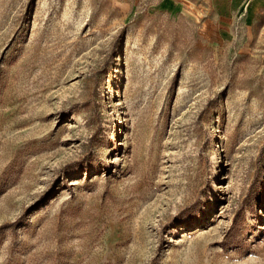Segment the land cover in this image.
Returning a JSON list of instances; mask_svg holds the SVG:
<instances>
[{
    "label": "rangeland",
    "instance_id": "obj_1",
    "mask_svg": "<svg viewBox=\"0 0 264 264\" xmlns=\"http://www.w3.org/2000/svg\"><path fill=\"white\" fill-rule=\"evenodd\" d=\"M0 0V264H264V14Z\"/></svg>",
    "mask_w": 264,
    "mask_h": 264
},
{
    "label": "crops",
    "instance_id": "obj_2",
    "mask_svg": "<svg viewBox=\"0 0 264 264\" xmlns=\"http://www.w3.org/2000/svg\"><path fill=\"white\" fill-rule=\"evenodd\" d=\"M159 4L162 9L174 8L176 12H183L184 8L190 7L198 8L200 11L207 6H219L227 13L247 5L253 9L254 14L260 9L264 14V0H161Z\"/></svg>",
    "mask_w": 264,
    "mask_h": 264
}]
</instances>
